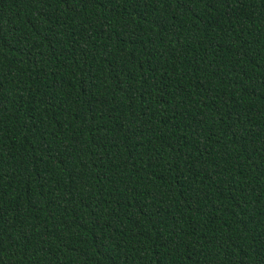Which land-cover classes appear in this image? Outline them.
I'll list each match as a JSON object with an SVG mask.
<instances>
[{"label":"trees","instance_id":"1","mask_svg":"<svg viewBox=\"0 0 264 264\" xmlns=\"http://www.w3.org/2000/svg\"><path fill=\"white\" fill-rule=\"evenodd\" d=\"M264 0H0V264H262Z\"/></svg>","mask_w":264,"mask_h":264},{"label":"snow or ice","instance_id":"2","mask_svg":"<svg viewBox=\"0 0 264 264\" xmlns=\"http://www.w3.org/2000/svg\"><path fill=\"white\" fill-rule=\"evenodd\" d=\"M262 264H264V262H262Z\"/></svg>","mask_w":264,"mask_h":264}]
</instances>
